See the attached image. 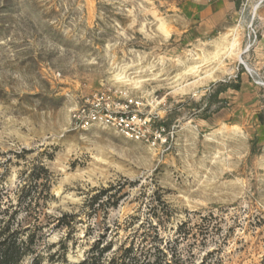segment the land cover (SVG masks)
I'll use <instances>...</instances> for the list:
<instances>
[{
    "label": "rangeland",
    "instance_id": "1",
    "mask_svg": "<svg viewBox=\"0 0 264 264\" xmlns=\"http://www.w3.org/2000/svg\"><path fill=\"white\" fill-rule=\"evenodd\" d=\"M100 89L140 102L148 139L72 130ZM0 217L33 236L21 264L97 243L264 264V0H0Z\"/></svg>",
    "mask_w": 264,
    "mask_h": 264
},
{
    "label": "trees",
    "instance_id": "2",
    "mask_svg": "<svg viewBox=\"0 0 264 264\" xmlns=\"http://www.w3.org/2000/svg\"><path fill=\"white\" fill-rule=\"evenodd\" d=\"M29 178L30 181H40L42 180V190L41 193H45V199L47 200L50 192V175L48 169L44 167L43 164L32 169ZM26 187L23 188L25 191ZM107 191V190H106ZM104 191V192H106ZM103 192V193H104ZM100 195L93 198L91 207L98 203L100 200ZM33 197L31 191L28 190L27 194L23 195L19 206L27 209L31 208L33 203ZM69 216L67 214L63 215L60 221H65ZM71 219L73 216L70 217ZM70 226L71 223H62L61 226ZM18 229L14 228L11 219L9 221H4L0 217V264H21L23 259L31 255L34 251L33 236L30 237L29 241H24L19 237ZM100 244L97 243L95 247L91 249V255L83 262L78 264H162L159 257L154 255H148L146 248H136L135 245L126 246L123 245L119 248L117 252L110 258H105L113 250L112 243L100 248ZM162 253V251H160ZM105 259V260H104ZM33 264H41L39 259H34ZM169 264V262L167 263Z\"/></svg>",
    "mask_w": 264,
    "mask_h": 264
},
{
    "label": "built area",
    "instance_id": "3",
    "mask_svg": "<svg viewBox=\"0 0 264 264\" xmlns=\"http://www.w3.org/2000/svg\"><path fill=\"white\" fill-rule=\"evenodd\" d=\"M117 92L120 95L115 97L111 91L100 89L83 97L72 112V130L101 127L131 140L148 139L150 119L140 114V102L121 91Z\"/></svg>",
    "mask_w": 264,
    "mask_h": 264
}]
</instances>
